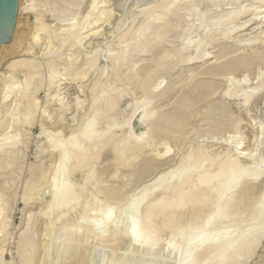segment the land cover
Listing matches in <instances>:
<instances>
[{
    "label": "bare ground",
    "instance_id": "bare-ground-1",
    "mask_svg": "<svg viewBox=\"0 0 264 264\" xmlns=\"http://www.w3.org/2000/svg\"><path fill=\"white\" fill-rule=\"evenodd\" d=\"M83 1L17 0L10 42L0 43V264H246L264 239V161L254 162L258 137L249 153L242 151V121L229 102L242 97V107H249L264 93V82L245 91L243 77L217 98L214 80L264 63V49L242 50L258 44V35L230 41L247 9L239 0H231L237 6L231 10L223 0H111L120 16L112 21L114 31L102 35L99 26L112 18L110 0H90L78 20ZM256 1L264 7V0ZM44 15L57 24L45 23ZM21 16L34 19L27 39L19 33ZM225 25L236 27L221 30ZM41 34L47 41L38 55ZM101 36L110 42L85 53L84 41ZM219 40L215 61L195 67ZM63 49L71 52L65 58ZM143 56L150 60L142 63ZM63 81L80 83L85 95L73 101L71 124L63 119L71 109L61 97ZM133 91L141 92L140 100L123 105ZM135 116L144 126L139 134L131 130ZM35 124L42 130L36 157H49L48 166L25 161V128ZM223 132L232 135L228 143L211 141ZM189 137L204 141L187 145L168 167L160 165L170 157V143ZM121 168H131L128 181H136L128 192L108 181ZM150 172L156 174L151 180ZM25 173L17 196L23 219L13 227L9 199H16ZM36 203L38 212H30ZM124 241L129 246L123 244L120 255Z\"/></svg>",
    "mask_w": 264,
    "mask_h": 264
},
{
    "label": "rangeland",
    "instance_id": "rangeland-1",
    "mask_svg": "<svg viewBox=\"0 0 264 264\" xmlns=\"http://www.w3.org/2000/svg\"><path fill=\"white\" fill-rule=\"evenodd\" d=\"M23 1H25V0H23ZM90 3V0H84L83 1V3H82V5H81V7H80V9H79V11H78V13H77V15L75 16V18L77 17L78 18V20H81L86 14H87V10H88V7L87 6H89L88 4ZM111 2H113V1H111L110 0V2H107V6H109V9H111V16H112V18L110 17V19H108V21H106L104 24H102L101 26H99V28H100V30L101 31H103V33H102V35H105L106 33L108 34V32H110V31H114V29H115V26H116V22H112V21H114L113 19H115V20H118V19H116L115 17L117 16H120V12H118V8L116 7L115 8V6L113 5L114 3H112L111 4ZM223 2H225V3H223V5H224V8L225 9H229V10H231V9H235L236 7H235V5H234V3L231 1V0H226V1H224L223 0ZM228 2V3H227ZM237 5L238 6H240L242 9H247V13L246 14H243V15H241V16H239L238 18H237V20L235 21L236 23L234 24V25H241V24H243V25H241V26H238V27H236V29H234L235 27H233L234 25H232V27H230L231 25H225V26H223V28L224 29H222V27H221V30H227V29H229V28H233L234 29V31H232L231 33H230V35H231V40L230 41H233L234 43H236L237 41H245V40H247V41H249L251 38H254V37H256L257 35L259 36H257L260 40L258 41V44H256V45H251V46H247V47H244V45H247V43L245 42V43H243V44H240L241 45V47H244L242 50H244L245 49V51L246 50H255L256 48H261L262 50L264 49V35H262V33L264 32V7L262 6L263 4H261L259 1H256V0H239L238 2H237ZM112 6H113V8H112ZM206 5H201V7H200V11H204L205 9H206V7H205ZM244 6V7H243ZM99 7H101V4L98 6V8ZM249 8H250V10H249ZM113 9H115V10H113ZM117 10V11H116ZM252 12H255L256 14H257V18H253V17H251L252 16ZM83 14V15H82ZM85 14V15H84ZM114 14V15H113ZM116 15V16H115ZM26 17V18H25ZM81 17V18H80ZM94 18V16H92V17H90V19H93ZM119 18V17H118ZM111 20V21H110ZM142 20H143V18H142ZM19 21H20V23H21V25H20V27H19V33H21V35H22V37L25 39H27V35L30 33V28H31V25H32V22H34V19H33V17L32 16H21V17H19ZM44 21H45V23H47V24H49L50 26H53V25H56L57 23L55 22V21H53L51 18H49V17H47L46 15H44ZM111 22V23H110ZM142 22L143 21H141L140 20V22L138 21V25L140 24H142ZM107 23V24H106ZM112 23H113V25H112ZM238 23V24H237ZM26 24V25H25ZM109 24H111L110 26H109ZM188 24H189V26H190V24H192L191 23V21H188L186 24H184L183 23V25H185L186 27V29L188 28ZM29 25V26H28ZM135 25H137V23H135ZM182 25V26H183ZM113 26V27H112ZM28 27V28H27ZM240 27V28H239ZM26 28V29H25ZM112 28V29H111ZM209 27H205L204 29L206 30V29H208ZM219 27H215L214 29H218ZM104 29H106L107 31H104ZM109 29V30H108ZM26 30H27V32H26ZM26 32V33H25ZM104 32H105V34H104ZM28 33V34H27ZM119 33V32H118ZM254 35V37H253V35ZM261 34V35H260ZM101 37H103V36H101ZM101 37H99V38H96V40H98V41H95L94 40V42H92V39H91V41L89 40H86V41H84V43L85 44H87V45H85L84 46V48L86 49V51L84 50V52L85 53H90V52H92V50L91 49H95L96 47H98V48H102L105 44H107V42H110V38L109 39H106L107 38V36L106 37H103L104 39H105V42H104V39L103 38H101ZM243 37V38H242ZM261 37V38H260ZM39 38L41 39L40 41H39V43H38V45H37V47H36V49L34 50V52H37V54L38 55H41L42 53H44V48H45V45H46V41H47V39H46V36L45 35H43V34H41L40 36H39ZM239 38V39H238ZM248 38V39H247ZM99 39H100V41H99ZM195 39H198V38H195ZM45 40V41H44ZM101 40L103 41V42H101ZM107 40V41H106ZM88 41V42H87ZM222 40H219L218 42H215L214 44H212V45H208L207 47H206V50H207V53H208V59H206V61H204V62H201L200 64L198 63V64H196L195 65V67H198V66H206V65H209V64H211V63H213L215 60H214V58L213 57H215V54H216V50H217V46L216 45H218V43L219 42H221ZM94 44H92V43ZM96 42H98L97 44H95ZM100 42V43H99ZM90 43V44H89ZM54 44H56V43H54ZM53 44V45H54ZM88 44L90 45L89 46V48H87L88 47ZM174 44H175V46H174ZM92 45V46H91ZM176 45H177V47H178V43H173V45H172V47H173V49L176 47ZM216 47V48H215ZM253 47V48H252ZM55 48H57V45H55L54 46V49ZM90 50V51H89ZM63 56L66 54V56L67 55H69L71 52H69L68 51V49H63ZM88 51V52H87ZM66 52V53H65ZM69 54H68V53ZM75 53V52H74ZM63 58H65V56L63 57ZM139 59H141L142 61H144V62H142V63H145V61L146 62H148L150 59H149V57L147 58L146 56H143V57H140ZM208 60V61H207ZM152 61H154V60H152ZM151 61V63H153ZM155 62V61H154ZM206 62V63H205ZM208 62V63H207ZM103 62H101L100 64H102ZM255 66V67H254ZM183 74H184V72H183ZM256 74V75H255ZM261 74V75H260ZM258 75H259V77H258ZM228 76V77H227ZM226 77H223V79H221V80H214V82L217 84L216 85V88H217V94H216V96H217V98L218 97H220L225 91H226V89H228V87H230V84L231 83H238V82H240L241 80H243V77H244V83L242 84V88L245 90V91H250L251 89H253V87H255V88H257L259 85H260V83L262 84L263 82H264V63L263 64H260V65H253L250 69H249V71H246V72H234V73H230L229 75H227ZM231 76V77H230ZM94 76H91V77H89V79L88 80H86L85 82H83L82 84H81V86L82 87H85V85L86 84H88L91 80H92V78H93ZM152 78H153V80L155 79V77H154V74L152 75ZM152 78L150 79V83L153 81L152 80ZM182 77H180L179 79H177V80H180ZM224 78H227V79H224ZM230 79V80H229ZM229 80V81H228ZM62 83V86H61V88H63L62 89V95H61V97L63 98V101H64V103H66L68 106H71L70 108V110L67 112V114L65 115V117H63V119H64V123H66V124H71V121H72V118L75 116V114H76V112H75V110L74 109H72V105L74 104L73 103V101H75V98L76 97H79V99L80 100H84V96L85 95H83L84 93H81L79 90H78V86H79V84L80 83H77V84H73V83H70V82H68V81H63V82H61ZM175 87V86H174ZM176 88V87H175ZM248 88V89H247ZM178 89V88H177ZM176 89V90H177ZM140 92V91H139ZM138 92V93H139ZM137 93V91H136V94H134V91H133V93H130L128 96H126V100H125V103L123 104V105H125L126 103L128 104V103H132L131 101H130V99H133L134 100V102H135V100L136 101H138V99L140 100V97H142V94H141V92H140V95ZM138 94V96H136ZM264 94V93H263ZM262 94V92H259L258 94H257V98H256V100H254V101H252V103H251V105H249V107H242V105L240 104V103H242L241 102V100H242V97H237V98H235V100H231V102H229V106H230V108L232 109V112L235 114V115H237V117H239L240 119H241V121H242V125H243V128H242V130H241V132H242V139H244V141H243V149H242V151L244 152V153H249L252 149H253V141H254V139L255 138H260L261 140V143H259V145H258V147H257V151H256V154L258 155H256L257 156V159H256V157L254 158L255 160H254V162H256L257 161V165L259 164L258 162H260V160H261V162L262 161H264V159L262 160V157L264 156V95ZM130 95H131V97H130ZM134 96V97H133ZM37 97L41 100V101H44V92H43V90H39L38 91V94H37ZM129 98V99H128ZM132 100V101H133ZM167 99H165L164 101H166ZM130 101V102H129ZM133 102V103H134ZM168 107H165V109H167ZM247 110V111H246ZM260 116V117H259ZM261 118V119H260ZM193 125V126H192ZM197 125H199V122H193V123H191V126L192 127H198ZM47 126V125H46ZM48 127V129H51L52 128V126H47ZM51 127V128H50ZM143 129H144V126H142L141 124H139V122H137V120H136V116L132 119V122H131V130H132V132L134 133V134H139V133H141L142 131H143ZM25 130H26V134L27 135H30V136H28V139H29V142H30V146H29V148H28V152L26 151L25 152V154H26V158H25V161H26V164H30V165H32V166H37L38 165V163H42L43 161V163L44 164H46V166H48V161H49V157H44V159H41V158H39V157H36L37 156V154H36V146L39 144L40 145V140L38 139L40 136H41V133H42V130L40 129V126L38 125V124H35L34 126H31V127H27V128H25ZM28 132V133H27ZM40 135V136H39ZM231 134L230 133H228V132H223V133H220L219 135H217L214 139L212 138L211 139V141H213L214 143H218V144H223V143H228L229 141H230V138H231ZM228 137V138H227ZM196 139V140H195ZM263 139V140H262ZM36 140V141H35ZM200 142V141H204V139H201V138H198V137H194V139H193V137H189L188 139H186V140H184V141H180V142H172V143H170V148H171V151H170V153H169V156L170 157H168L166 160H164V161H161V164L160 165H166L167 167H168V162L170 161V160H172V159H174L176 156L178 157V155H179V152L180 151H182V150H184V149H186V147H188L187 145H189L190 143H198V141ZM39 141V142H38ZM194 141V142H193ZM210 141V138L208 139V140H205V142L204 143H206V142H211ZM223 141V142H222ZM33 142V143H32ZM36 142V143H35ZM194 143V144H195ZM37 144V145H36ZM177 144V145H176ZM217 144V145H218ZM182 148V149H181ZM252 148V149H251ZM218 152V151H217ZM263 155V156H262ZM39 158V159H38ZM169 159V160H168ZM37 160V161H36ZM39 160H41L40 162H38ZM48 160V161H47ZM259 160V161H258ZM260 162V163H261ZM28 164V165H29ZM114 165V164H113ZM254 165H255V163H254ZM164 167V169L165 168H167V167ZM131 169V168H130ZM130 169H124V168H121V169H118V171H117V177H115L114 179H115V181H114V179H110V180H108L109 182H110V184L112 185V184H114V185H112L114 188H121V189H123L124 187V192H128L131 188H132V186L136 183V181L135 182H132V183H129V181H128V174H129V172L132 170H130ZM161 170H163V168L161 167L160 168ZM114 170H116V169H114ZM113 170V171H114ZM128 170V171H127ZM160 170V171H161ZM159 171V170H158ZM119 172V173H118ZM127 172V173H126ZM127 176H125L124 174ZM151 173H153V172H150L149 173V175H151ZM159 173V172H158ZM120 174H122L123 176H121ZM118 175H120L121 176V178H120V180L118 179L120 176H118ZM153 175V177H155V175L156 174H152ZM152 175H151V178L149 177V179L151 180L153 177H152ZM102 176H106V175H102ZM27 177H29L28 176V173H25V174H23V175H21V177L19 178V180H17V183H18V188H17V190H16V192H15V194H16V199H14L13 197V199L15 200H13L12 198H10L9 199V216H10V220H11V222H12V224H13V227H19L20 226V224H21V222H22V219H23V213L21 212V207H22V204H21V202L17 199V196L20 194V187H21V185L26 181V179H27ZM22 178V179H21ZM105 178V177H104ZM104 178H101L100 177V179H102V180H106V179H104ZM4 178H0V186H2L1 184H2V180H3ZM119 181H118V180ZM123 180V181H122ZM126 180H127V182H128V184L126 183ZM148 179H146V181H147ZM150 180H148V181H150ZM19 181H20V183H19ZM24 181V182H23ZM113 181V182H112ZM117 181V182H116ZM120 181L122 182V183H120ZM142 181H144V180H142ZM116 182V183H115ZM116 184V185H115ZM120 184V185H119ZM122 184H125V185H122ZM128 185V186H127ZM128 190V191H127ZM10 195H12V192H10L9 193ZM18 201V202H17ZM12 202H13V204H12ZM39 207H40V205L39 204H32V207H30V212H32V213H36V212H38V210H39ZM33 210V211H32ZM119 215V214H118ZM117 215V216H118ZM119 218H121V216L119 215L118 216ZM39 220V219H38ZM39 222V224H41V223H43V222H41V221H38ZM38 222H37V224H38ZM40 227V226H39ZM38 227V228H39ZM56 227H58V226H56ZM18 234H19V232H17V230H15V231H13V236H12V241H13V243L15 244L16 243V239H17V237H18ZM185 237H187V236H185ZM184 237V238H185ZM165 238V237H164ZM166 239V238H165ZM165 239H163L160 243H162V244H159V247H158V251H159V249L160 248H163V246L165 245ZM164 242V243H163ZM124 244V245H123ZM122 245H123V247H126V249H127V247L129 246V241H124V242H122V244L120 243V245L118 246V248H117V250L118 251H116V253H119L120 255L122 254V252L123 253H125V248H123L122 247ZM126 245V246H125ZM128 245V246H127ZM161 246V247H160ZM15 246L13 245V244H11V246L9 247V249H10V252H11V254L14 256V253H15V248H14ZM122 249V250H121ZM120 250V251H119ZM161 250V249H160ZM122 251V252H121ZM10 254L8 253V254H6V256H5V259H6V261L8 262L9 260H10ZM246 264H264V239L262 240V243L258 246V248L256 249V251H255V253H254V255H253V257L252 258H250L249 259V261L246 263Z\"/></svg>",
    "mask_w": 264,
    "mask_h": 264
},
{
    "label": "water",
    "instance_id": "water-1",
    "mask_svg": "<svg viewBox=\"0 0 264 264\" xmlns=\"http://www.w3.org/2000/svg\"><path fill=\"white\" fill-rule=\"evenodd\" d=\"M17 0H0V43L7 44L15 23Z\"/></svg>",
    "mask_w": 264,
    "mask_h": 264
},
{
    "label": "snow or ice",
    "instance_id": "snow-or-ice-1",
    "mask_svg": "<svg viewBox=\"0 0 264 264\" xmlns=\"http://www.w3.org/2000/svg\"><path fill=\"white\" fill-rule=\"evenodd\" d=\"M261 171H262V173H264V169H262ZM245 177L247 179H255L256 178V176L254 174H252V173H246ZM245 177H241V178H245ZM261 206L264 207V204H262ZM108 215L111 216V212H109Z\"/></svg>",
    "mask_w": 264,
    "mask_h": 264
}]
</instances>
